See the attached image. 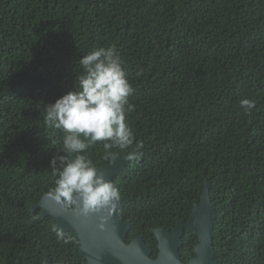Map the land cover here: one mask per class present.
I'll return each mask as SVG.
<instances>
[{
    "label": "trees",
    "instance_id": "obj_1",
    "mask_svg": "<svg viewBox=\"0 0 264 264\" xmlns=\"http://www.w3.org/2000/svg\"><path fill=\"white\" fill-rule=\"evenodd\" d=\"M110 45L143 143L112 181L126 243L142 237L155 260L153 230L187 223L207 182L215 262L264 264V0H0V264H86L76 234L57 241L55 220L31 206L63 154L45 106L78 90L81 56ZM242 99L256 102L251 115ZM87 155L97 168L112 161L99 142ZM197 242L185 229L182 263Z\"/></svg>",
    "mask_w": 264,
    "mask_h": 264
},
{
    "label": "clouds",
    "instance_id": "obj_2",
    "mask_svg": "<svg viewBox=\"0 0 264 264\" xmlns=\"http://www.w3.org/2000/svg\"><path fill=\"white\" fill-rule=\"evenodd\" d=\"M78 64L82 69L77 77L78 90H69L45 106L47 127L64 133L63 154H54L49 160L52 175L57 178L45 196L85 219L95 215L97 227L103 231L120 205L121 194L87 152L99 142L105 160H112L118 154L113 149H118L127 150V160L138 161L143 143L135 139L127 122V115L135 110L129 101L134 89L115 46L93 48ZM240 105L245 114L251 115L256 102L242 99ZM53 231L57 241L72 242L62 228L54 227ZM166 259L175 257L168 252Z\"/></svg>",
    "mask_w": 264,
    "mask_h": 264
},
{
    "label": "water",
    "instance_id": "obj_3",
    "mask_svg": "<svg viewBox=\"0 0 264 264\" xmlns=\"http://www.w3.org/2000/svg\"><path fill=\"white\" fill-rule=\"evenodd\" d=\"M127 159L116 158L105 166L98 168L109 181L125 170ZM126 200H121L117 210L124 207ZM31 210H40V216L51 217L64 231H73L80 243V254L86 264H184L180 258L182 236L187 229L193 233L198 242L194 246L195 253L187 264H217L214 260V246L212 242L213 222L215 210L209 197V184L205 182L200 204H195L187 223L177 222L173 231L167 229L153 230L157 240L158 255L152 260L151 250L138 236L129 244L126 237L130 230V222L122 223L120 214H114L101 231L95 215L85 219L78 214L62 209L45 195L39 203L32 205ZM116 210V211H117ZM170 252L175 259H166Z\"/></svg>",
    "mask_w": 264,
    "mask_h": 264
},
{
    "label": "flooded vegetation",
    "instance_id": "obj_4",
    "mask_svg": "<svg viewBox=\"0 0 264 264\" xmlns=\"http://www.w3.org/2000/svg\"><path fill=\"white\" fill-rule=\"evenodd\" d=\"M116 214H118V213H116ZM183 237V236H182Z\"/></svg>",
    "mask_w": 264,
    "mask_h": 264
}]
</instances>
